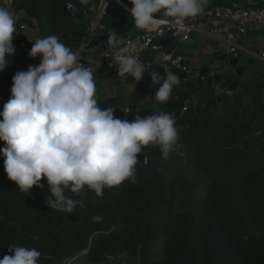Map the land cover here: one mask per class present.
<instances>
[{"label":"trees","instance_id":"16d2710c","mask_svg":"<svg viewBox=\"0 0 264 264\" xmlns=\"http://www.w3.org/2000/svg\"><path fill=\"white\" fill-rule=\"evenodd\" d=\"M101 1L12 0L20 21L15 53L0 71V111L11 96L14 74L31 65L21 48L26 40L21 23L35 21L42 38L57 35L77 52L92 15L75 19L67 3L89 9ZM234 1L208 0L206 7ZM101 25L99 34L140 31L124 8H109ZM262 79L247 84L245 92H223L221 103L208 83L180 82L169 101L155 99L132 111L129 121L137 115L174 113L180 130L177 145L167 159L158 146L145 147L148 164L139 160L137 182L105 188L102 197L87 187L80 195L66 191L84 201L72 213L47 207L45 178L43 188L20 192L7 178L0 154V259L15 244L39 250L38 264H264ZM95 215L102 219L93 222Z\"/></svg>","mask_w":264,"mask_h":264},{"label":"clouds","instance_id":"9594fccd","mask_svg":"<svg viewBox=\"0 0 264 264\" xmlns=\"http://www.w3.org/2000/svg\"><path fill=\"white\" fill-rule=\"evenodd\" d=\"M88 4L89 0H80ZM129 10L139 30L158 28L162 18L181 23L204 11L208 0H129ZM0 6V71L15 53L13 39L17 19L8 7ZM128 6V5H126ZM108 44L116 49L114 64L118 75L135 81L143 78L146 68L137 58L138 45L126 44L116 33L109 35ZM40 57L38 66L17 71L12 77L11 96L0 111V141L5 147L4 171L22 193L33 186L48 184V208L72 213L84 201L74 200L65 193H83L85 187L99 197L105 188L124 181L137 182L138 155L148 145L160 148L168 158L179 138L175 114L157 112L137 115L133 121L114 116L112 107L102 108L96 99L95 69L84 66L79 54L50 35L32 41L28 53ZM163 66V65H162ZM157 101H169L180 78L173 71L161 75L149 73ZM162 81V83H161ZM145 154V152H144ZM101 216L92 217L99 222ZM0 264H38L41 252L36 248L9 245Z\"/></svg>","mask_w":264,"mask_h":264},{"label":"built area","instance_id":"2783aa9c","mask_svg":"<svg viewBox=\"0 0 264 264\" xmlns=\"http://www.w3.org/2000/svg\"><path fill=\"white\" fill-rule=\"evenodd\" d=\"M116 2L128 11L131 8H127L122 0H102L98 6H91L88 8H78L74 3L68 2L67 9L70 14L76 19L81 14L88 16L92 12L95 13L96 18L99 19L105 14L109 5ZM12 6V0H10ZM93 10V11H92ZM14 14V13H13ZM17 21H20V16L17 14ZM163 22L158 28L150 30H140L138 32H130L125 35H118L124 43L128 41H134L138 45L136 53L137 58L144 64L146 68L151 66H164L167 71H183L188 74L191 69L188 62V56L185 53L175 55L174 52H167V48L164 46L163 39L173 35L177 44L182 43L190 39V36L195 30L199 28L203 30L211 39L218 41L221 45V53L229 56L230 58H240L244 52L248 53L251 57H258L264 61V48L258 53H254L245 47L241 46L237 41L238 37L247 38L249 34L254 32L264 31V0H236L231 5H216L211 2L207 7H204V11L194 18H187L181 23H176L171 18H162ZM95 20L89 27L87 34L81 47L76 53L79 54L80 62L82 60L83 52L88 47L95 35V27L99 23ZM21 30L26 36V40L22 42L21 48L23 49L27 59L32 66H38L40 63V57L32 58L28 55L32 41L38 38H42V30L35 21L31 23H21ZM116 49H112L108 42H103L102 50L99 56L92 60L89 57V65H92L95 70L105 69L108 70L114 78H118L122 83L132 81L133 78L129 76H119L117 66L114 64V57ZM143 56H151L146 62L143 60ZM200 76V71L197 72ZM218 76H221L217 79ZM201 78L210 85V90L217 94L220 90V94L226 91L227 76L221 74V72L215 66H211L209 73L201 76ZM264 88V79L259 81ZM122 111V120H128V115L132 110L128 106L119 107ZM184 109H187L186 107ZM143 163L148 164V156L145 154Z\"/></svg>","mask_w":264,"mask_h":264},{"label":"water","instance_id":"95a60500","mask_svg":"<svg viewBox=\"0 0 264 264\" xmlns=\"http://www.w3.org/2000/svg\"><path fill=\"white\" fill-rule=\"evenodd\" d=\"M0 6L2 7H7L4 4V0H0ZM8 7L10 8V10L12 11V6L10 3V0H8ZM127 8H130L129 6H127ZM93 11V10H92ZM109 34H99V33H95L94 38L96 40H98V42H108V38H109ZM117 35H120L121 32H117ZM175 41V38L173 35L168 36L166 38L163 39V43L165 47L167 48V52L171 53L174 50L177 49L178 44ZM183 50V48H182ZM151 56H143V60L146 62L147 59H149ZM88 55L87 53H83L82 56V60L81 63L84 64V66H90L89 65V61H88ZM216 60V58H219V65L218 66H226L229 65L231 68H233L236 72V74L238 75H242L245 67L240 65V58H230L229 56L222 54L221 52L219 54H217L214 57ZM211 69L210 65H207L205 68H203L200 71V76L197 78V83L199 84H204V80L201 78V76H204L205 74L209 73ZM165 70L166 68L164 66H151L148 69H146L145 73L143 74V78L140 81H135L134 79L132 81H127L121 84V87L117 88V94L106 98L104 101H100V95L99 93L96 91V99L98 101V103L101 105L102 108H108V107H112L114 109V116L117 118H121L122 117V111L119 108V105H121V100L123 95L119 94V92L121 91L124 95L128 96L125 97L123 99V103L125 102V100L130 101L128 104V107L132 110V111H138L140 110V106H144L147 105L151 102H153L156 98H155V92L158 90L160 85H156V87L152 86V82H151V78L149 76V73L151 71H158L162 76L165 75ZM167 71V70H166ZM173 72L177 73L178 76L180 78L183 79H187L188 74L186 72L183 71H178V70H173ZM221 76H218L217 79H219ZM162 83V81H161ZM239 89V81H233L229 84H227L226 86V91L228 93H234L237 92ZM217 99L218 101L221 103L222 102V97L220 94V90L217 91ZM189 105H191V103H189ZM264 121V117L263 119H261L259 121V123H262ZM145 150H143L142 154H139V160L142 163L145 157L144 154ZM56 262H59V259H56Z\"/></svg>","mask_w":264,"mask_h":264},{"label":"crops","instance_id":"0c3cea01","mask_svg":"<svg viewBox=\"0 0 264 264\" xmlns=\"http://www.w3.org/2000/svg\"><path fill=\"white\" fill-rule=\"evenodd\" d=\"M125 5H126V3H125ZM109 8H116L119 10H120V8H124L127 12H129L125 7H123L122 5H120L116 2L111 3L109 5L108 9ZM91 15H92V22H91V25H92V23H94L95 20L98 21V18H96L94 12H92L90 14V16ZM103 16L99 19V21H98L99 23L95 27V30L98 26L103 27L101 25V20H102ZM132 32H135V31L132 30L131 33ZM95 33H97V32L95 31ZM126 34H128V33H126ZM93 40H96V39L93 38L92 41ZM189 40L196 41V45L195 46L188 45ZM189 40L183 41L182 43L178 44L177 49L179 48L181 51L183 48L182 51L188 56L187 64L189 65L191 72H194L196 74L197 78L199 77L197 72L201 71L207 65L217 67V69L221 72V74H224L222 71L227 72L228 69L234 70L229 65H226L224 68L220 69L221 66H218L219 65V58H216V60H214L215 59L214 57L221 52L222 47L218 41H215V40L211 39L210 37H208L207 34L205 32H203V30H201L200 28L198 30H195L192 33ZM237 41L240 43L241 46L245 47L246 49H248L254 53L257 52L256 54H258L264 48V31L251 33V34H249V36L247 38L238 37ZM102 47H103V42H98L94 45L90 44L88 47H86V49L83 53H87L88 57L90 59L94 60L99 56V54L102 50ZM255 50H258V51H255ZM243 56H245L246 59L253 61V59H252L253 57H251L248 53L244 52V54L240 58H242ZM90 66H92V65H90ZM103 71H106V70L105 69L95 70V76H94V79L97 78L99 80L98 88H96V91L100 95V98H99L100 101H104L106 98L117 94L116 89L119 87V86L115 87V85H110L109 82L107 81L110 75L106 76V77H102ZM196 81H197V79H196ZM120 83L122 84V82H120ZM111 91H113V92H111ZM129 102L130 101L125 100V102L123 103V106H128Z\"/></svg>","mask_w":264,"mask_h":264},{"label":"rangeland","instance_id":"374dc122","mask_svg":"<svg viewBox=\"0 0 264 264\" xmlns=\"http://www.w3.org/2000/svg\"><path fill=\"white\" fill-rule=\"evenodd\" d=\"M228 5H230V4H228ZM188 43H189L188 45H190V46L196 45V41H193V40H189ZM255 51H258V50H255ZM182 53H184V52L182 50L180 51L179 48L177 50H175V52H174L175 55L182 54ZM252 59H253V61L248 60V59H246L245 56L240 58V65L245 67V70H244L242 75L236 74V72L232 69H228L227 72L222 71L225 75L228 76L227 77L228 82H231V81L232 82L233 81H239L240 82L239 91H241V92L247 91V88H246L247 84L252 83V82L260 79L262 76H264V61L259 59L258 57H253ZM224 67L225 66H221L220 69H222ZM102 73H103L102 77H106V76L110 75L108 80H107L110 85H115V87L119 86V88L121 87V83H120L121 80L118 78H114L108 70L103 71ZM196 79H197L196 74L194 72H190L189 78L187 81L193 82V81H196ZM185 81L186 80H184L183 78H180V82L184 83ZM95 82H96V88H98L99 80L96 78ZM188 82H186V83H188ZM111 92H113V91H111ZM119 94L128 98V96L124 95L121 91L119 92ZM122 105L123 104L121 103V106ZM82 264H87V261L83 260Z\"/></svg>","mask_w":264,"mask_h":264}]
</instances>
